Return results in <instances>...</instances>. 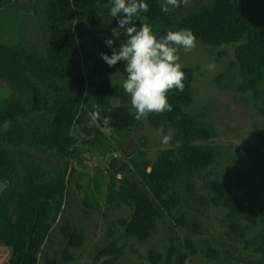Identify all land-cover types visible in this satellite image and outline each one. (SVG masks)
Returning a JSON list of instances; mask_svg holds the SVG:
<instances>
[{"label": "trees", "instance_id": "trees-1", "mask_svg": "<svg viewBox=\"0 0 264 264\" xmlns=\"http://www.w3.org/2000/svg\"><path fill=\"white\" fill-rule=\"evenodd\" d=\"M8 1L0 0V15L9 12L12 5ZM145 2L149 11L140 13L138 19H144L157 38L170 30L187 28L196 41L206 46L237 45L234 58L240 78L238 91L251 94L264 119V0H211V5H198L182 18L168 17L159 0ZM109 5L110 0L44 3L39 13L46 18L48 41L42 57L33 48H15L0 41V82L11 91L0 101V184L7 182L0 189V245L10 249L7 264H38L51 228L62 213L66 189L63 176H47L44 167L30 166L21 153L15 159L4 145L29 144L66 154L74 145L73 129L83 125L96 106L100 109V120L95 122L98 128L123 133L141 124L129 112L123 91L117 102L121 107H114L117 103L111 100L110 68L103 69V80L96 89L88 96L84 94L78 40L83 31L105 32L118 26L117 19L109 14ZM92 46L108 55L104 39ZM181 71L185 74L184 91L172 89L166 93L173 111L148 116L154 128L176 130L168 143L170 148L161 151L153 165L145 161L143 151L132 154L129 163L135 169L134 179L124 178L117 184L116 176H110L107 205L123 203L131 214L115 222L122 234L103 250L101 264H116L128 241L147 239L162 215L186 228V210L198 211L189 205L196 180L203 181L205 190L197 199L199 204L225 210L226 221L240 237L251 228L257 229L256 241L264 254V157L260 155L251 162L231 183L210 176L218 155V148L209 143L215 134L200 119L186 114L185 109L193 103V76L188 69ZM28 114L44 119V124L34 130L28 128ZM104 117L111 118L108 126L103 124ZM62 223V237L72 247H79L80 234L70 228L67 219L63 218ZM187 247L188 253H176L178 264H194L195 252L191 245ZM206 257L215 260L212 251ZM161 258L157 252L148 253L151 264H160ZM44 264L58 263L50 260Z\"/></svg>", "mask_w": 264, "mask_h": 264}, {"label": "rangeland", "instance_id": "rangeland-1", "mask_svg": "<svg viewBox=\"0 0 264 264\" xmlns=\"http://www.w3.org/2000/svg\"><path fill=\"white\" fill-rule=\"evenodd\" d=\"M47 1L9 0L8 3L12 5L9 12L0 15V41L15 48H33L40 57L44 56L48 30L46 18L39 11ZM163 4L164 0H159L160 8ZM198 5L209 6L211 0H187V3L181 0L177 7L168 6L169 11L164 13L168 17L182 18ZM140 24H146V21L137 19L136 27L139 28ZM112 30L83 31L78 40V49L81 73L85 79L84 94L88 96L96 89L103 80V69L108 67L109 84L113 90L111 100L117 103L123 91L122 75L126 76L125 62L119 61L109 67L101 59V51L92 46L98 40L112 39L113 47L108 52V56H111L113 48H118L125 39L123 34L114 37ZM236 47L229 44L213 48L196 41V47L191 52L186 54L181 49L178 53L182 68L190 70L193 76V103L185 112L213 130L215 136L209 143L218 148V155L209 172L212 178L226 183L233 182L235 175L249 168L260 155L264 157V119L251 94L238 91L240 78L234 58ZM209 64H214L213 70H208ZM39 94L43 95L44 92L40 91ZM10 95L11 91L0 82V101ZM123 95L129 112L134 115L129 96L125 92ZM36 97L33 95L32 99ZM28 116L26 124L32 130L45 122L31 114ZM159 129L150 125L147 117L139 127L129 132L115 133L108 128H98L88 116L83 125L73 129L74 145L66 154L60 155L29 144L15 147L4 145L14 153L15 159L17 153H21L30 166L44 167L47 176L61 175L64 178L66 191L62 213L51 228L38 264L50 260L58 264H101L104 260L103 250L122 234V229L115 222L128 219L131 214L123 203L107 205L110 176H116L117 184L124 178L134 179L135 169L129 163V158L138 151L144 152V159L149 165L155 164L159 153L170 148L169 144L161 143ZM203 194V181L196 180L189 205L198 211L186 210V228L176 226L162 215L147 239L128 241L123 256L116 264H151L148 261L150 251L161 255L160 264H178L176 253H188L190 249L187 244L195 252L192 256L194 264H264V254L256 241L258 230L251 228L245 237H240L239 231L230 228L226 221L225 210L199 204L197 199ZM63 218L68 220L71 229L80 234L79 247H72L62 237L60 228ZM210 251L214 253V261L206 257ZM10 254L9 248L0 245V264H7Z\"/></svg>", "mask_w": 264, "mask_h": 264}, {"label": "clouds", "instance_id": "clouds-1", "mask_svg": "<svg viewBox=\"0 0 264 264\" xmlns=\"http://www.w3.org/2000/svg\"><path fill=\"white\" fill-rule=\"evenodd\" d=\"M181 0H164L161 8L168 12L169 7H177ZM187 3V0H183ZM149 11V5L145 0H110L109 14L117 19L118 26L112 30L114 37L125 39L118 48H113L111 56L101 53V59L109 67L124 61L126 76L122 80L123 91L130 98V109L137 121L146 120L150 114H163L172 112V105L166 98L169 90L184 91L185 74L181 71L179 63V51L191 52L196 47V37L190 29L168 31L166 35L157 38L148 24H140L137 28L135 21L140 13ZM123 30V31H121ZM106 45L113 47L114 41L106 39ZM208 70L214 69V64L207 65ZM119 73V72H118ZM114 107H121L119 103ZM91 119L95 123L100 120V109L96 106L91 113ZM110 117L103 118V124L108 126ZM5 122V128H7ZM161 135V143L168 144L176 130L169 128L167 132L163 128L158 130ZM7 182L0 184V189ZM187 264V261L185 262Z\"/></svg>", "mask_w": 264, "mask_h": 264}]
</instances>
